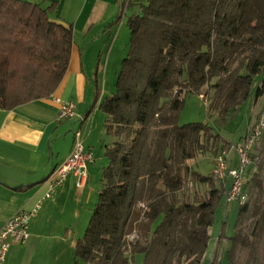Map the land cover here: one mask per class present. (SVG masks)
<instances>
[{
  "label": "trees",
  "instance_id": "1",
  "mask_svg": "<svg viewBox=\"0 0 264 264\" xmlns=\"http://www.w3.org/2000/svg\"><path fill=\"white\" fill-rule=\"evenodd\" d=\"M126 24L114 91L98 106L112 137L103 143L108 161L73 264H130L136 253L144 264H200L215 210L221 199L227 204L228 181L214 174V158L232 145L209 123L178 118L191 93L217 123L247 100L254 77L264 73V0H146ZM72 44V24L52 20L49 7L0 0V108L51 98ZM205 154L212 157L207 174L194 166ZM258 156L244 175L245 202H234L225 264H264V146ZM235 160L227 156V168Z\"/></svg>",
  "mask_w": 264,
  "mask_h": 264
},
{
  "label": "crops",
  "instance_id": "2",
  "mask_svg": "<svg viewBox=\"0 0 264 264\" xmlns=\"http://www.w3.org/2000/svg\"><path fill=\"white\" fill-rule=\"evenodd\" d=\"M27 1L49 7L52 20L72 24L73 44L67 70L53 95L70 100L75 106L74 115L61 120L57 119L58 104L52 97L11 110L0 108V228L15 212L30 210L40 201L39 209L28 219L27 239L11 244L2 264H73L76 241L98 200L101 169L108 161L103 143L110 140L102 118L96 120L92 110L99 109L100 100L106 96L99 84H115L121 54L126 49V45H119L126 44L129 37L127 24H119L112 35L113 26L119 16H128L129 8L134 12L131 5L137 0ZM94 40L98 47L91 48ZM102 44L106 45L105 50ZM97 52L105 54L103 61L100 57L96 60ZM95 88L98 99L94 103ZM87 112L88 116L93 112V116L83 129V145L91 152L92 160L82 184L77 186V175L69 172L52 196L42 199L53 166L71 150L75 122L82 128L88 116L79 119ZM228 159L230 164L234 162V151H229Z\"/></svg>",
  "mask_w": 264,
  "mask_h": 264
},
{
  "label": "rangeland",
  "instance_id": "3",
  "mask_svg": "<svg viewBox=\"0 0 264 264\" xmlns=\"http://www.w3.org/2000/svg\"><path fill=\"white\" fill-rule=\"evenodd\" d=\"M138 2L136 4L131 5L134 6V12L140 11V3L144 4L146 0H137ZM129 8V7H128ZM128 15L133 13V10L131 8L128 9ZM126 16H119L118 21L115 22L116 25L113 26L112 35L116 31L117 26L119 24L123 23L124 26H126ZM129 37L126 40V44L122 43L119 45L120 47H123L122 45H126L127 48V42ZM122 40L120 39V42ZM98 42L92 41L90 42V47H98ZM108 45V43H107ZM101 47H105L103 50L106 49V45ZM125 51L121 54V59L125 56ZM104 53H96V60L98 57H100V60L103 61L104 59ZM121 61V60H120ZM120 63V62H119ZM120 65V64H119ZM262 78H264V73L260 72L258 73L254 79L253 84L251 87L250 95L247 98L245 102H243L237 109H235L229 119L226 120L224 123H217L214 121V117L211 114H207V108L205 101L198 95V94H188L185 97L184 105L180 111L178 122L179 124H187L191 122H202V123H209L213 126L214 130L219 133L221 138L227 145H235L236 143L240 142L241 139L246 134L247 130L250 128L252 122L255 119L256 113H258L262 101H264V96L259 95L257 99L255 96V90L256 88L261 84ZM115 81V80H114ZM100 90L102 89V93L104 95H110L111 92L114 90V82H112L109 85L102 86L99 84ZM104 89V90H103ZM91 99V98H90ZM92 100H90L91 102ZM90 102L89 105L90 106ZM87 106V108H88ZM94 113L96 112V120L97 118H102V122H104V115L103 113L96 107L92 110ZM88 116V118L85 120L82 125V128L80 130L83 132V129L85 128L87 123H89V119L93 116L92 113ZM104 124V123H103ZM75 128L73 131L79 129V123L78 121L75 122ZM67 135L70 136L71 132H67ZM112 137H107V139H110ZM98 146H100L98 144ZM264 146V132H262V135L253 148V152L256 154H259L260 149ZM97 147V145L95 146ZM207 159H205L204 157ZM208 160L212 161V157L210 155H202L200 158L196 160L195 168L199 169L202 173H209L212 168V164L208 162ZM253 167V166H252ZM228 181V180H227ZM217 185V183H215ZM247 195V194H246ZM238 204L234 202H227L225 203L224 199H221L216 210L214 213V221L211 227L209 228L210 232V239L208 242L207 249L205 250V253L201 259L200 264H225L227 260V251L231 246V236L234 233L235 228V222H236V215L238 210ZM224 221V223H223ZM157 223V222H156ZM155 223V224H156ZM242 227L245 228V224H242ZM223 233V236L221 237L219 243L217 242V238L220 236V234ZM135 234H131L129 236L130 239L135 238ZM264 245V235H262L260 246ZM217 252V259L216 261H213L214 252ZM239 256H242V254H238ZM144 256L142 253H136L132 259H130V264H144ZM215 260V259H214ZM214 262V263H213Z\"/></svg>",
  "mask_w": 264,
  "mask_h": 264
},
{
  "label": "built area",
  "instance_id": "4",
  "mask_svg": "<svg viewBox=\"0 0 264 264\" xmlns=\"http://www.w3.org/2000/svg\"><path fill=\"white\" fill-rule=\"evenodd\" d=\"M52 100L58 104V120L74 115L75 105L72 101L62 100L55 95H52ZM262 132H264V102H262L261 109L243 139L215 156L214 174L219 179L226 178L228 180L227 202H237L239 204L245 202L247 196L243 189L244 175L248 166L259 160V156L253 152V148L259 141ZM83 138L84 134L80 129L74 132L71 150L64 160L53 166L47 179L48 188L42 199L51 197L55 188L62 183L69 172L77 175V186L82 184L83 178L86 176L87 164L92 160L91 152L85 149L83 145ZM229 149L235 151L236 160L232 167L227 168ZM39 206L40 201L30 210H18L0 228V264H2L11 244L23 243L27 239L28 219L36 213Z\"/></svg>",
  "mask_w": 264,
  "mask_h": 264
}]
</instances>
